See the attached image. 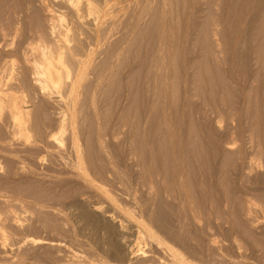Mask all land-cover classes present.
Masks as SVG:
<instances>
[{
	"label": "rangeland",
	"instance_id": "obj_1",
	"mask_svg": "<svg viewBox=\"0 0 264 264\" xmlns=\"http://www.w3.org/2000/svg\"><path fill=\"white\" fill-rule=\"evenodd\" d=\"M121 2L67 30L48 99L24 62L43 6L0 0L29 110L14 139L0 112V264H264V0Z\"/></svg>",
	"mask_w": 264,
	"mask_h": 264
},
{
	"label": "bare ground",
	"instance_id": "obj_2",
	"mask_svg": "<svg viewBox=\"0 0 264 264\" xmlns=\"http://www.w3.org/2000/svg\"><path fill=\"white\" fill-rule=\"evenodd\" d=\"M39 3L43 6L42 8L46 22L44 23V26H40L41 29H38L39 26L37 27L38 30L35 31V36L33 37L32 42H28V44L32 46L30 48V54L26 52L27 57L24 54L26 57H24V62L27 66L31 84H33V86L35 84L38 87V90H41L40 92H44L47 89L50 90L46 94L49 99L52 97L51 90L57 88L59 80L62 78V73H60L61 65H58V62H62L61 57L63 55V51L61 48L67 46V43L69 42L67 30L75 28L74 26L79 25L81 28L83 27L85 30L87 29L93 37L97 38L102 33L101 17L104 16L103 14L105 11H108L106 10L109 9L108 6H111L112 8V11L110 12L118 13L122 8V2L121 0H39ZM62 10H67L70 14H68L70 18L66 24H63L61 22V18H59V16L63 13ZM69 55L70 58L77 57L75 52H71ZM73 59L72 61L77 62L76 59L78 58ZM7 70L8 68L6 64H4L0 69V112L4 111V109L7 110L6 112L9 119L8 122L5 123V127L11 135V138L14 139L16 136H21L25 133V123L29 115V110L27 109L28 107L26 108L25 106L26 100L24 97L16 94L18 92L16 88H20V86L18 85L17 87H12L8 84L9 77ZM67 71L65 72L66 74L64 73L65 77L69 76ZM75 73L79 75L78 71ZM78 75L76 76L78 77ZM76 76L75 78H77ZM71 83H74V81L72 80ZM147 233H151V231ZM148 257H150V255ZM154 258L155 255H153V260H151V258L150 260H146H148L150 264H154ZM155 260L157 261L155 264H194L190 257L187 256L182 258L180 257L179 260H175V262L173 260L172 262L170 259L171 262L169 261V263L166 262L167 260H161V257H156ZM130 263L131 262L128 264Z\"/></svg>",
	"mask_w": 264,
	"mask_h": 264
}]
</instances>
